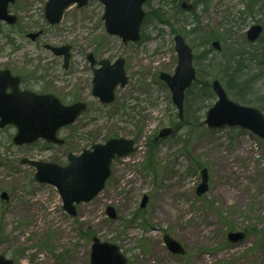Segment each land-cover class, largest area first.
I'll return each instance as SVG.
<instances>
[{
	"label": "rangeland",
	"instance_id": "374dc122",
	"mask_svg": "<svg viewBox=\"0 0 264 264\" xmlns=\"http://www.w3.org/2000/svg\"><path fill=\"white\" fill-rule=\"evenodd\" d=\"M254 1L150 0L144 7L150 17L142 27L141 42L126 45L105 32L100 1L81 9L70 7L62 22L52 27L45 20L46 0H17L11 7L18 16L17 26L2 24L0 63L14 62L11 68H26L35 77L50 71L43 85L46 91L66 104L73 101L69 90L80 91L90 109L61 130L60 136L68 142L60 146L39 140L10 149L14 128L0 130V193L5 191L11 198L9 203L0 199V254L15 264H90L92 239L87 234L91 233L121 246L130 264H264V141L241 128L212 129L204 122L205 111L216 101L204 82L214 79L222 81L236 102L264 112V77L255 75V63L246 81L235 83L228 81L222 68L229 58L226 44L258 58L264 53V39L253 48L246 45L248 28L264 24ZM182 2L194 5L198 18L187 10L181 12ZM40 29L44 34L37 41L24 35ZM9 33L16 34L14 44L4 37ZM177 34L192 46L198 71L193 94L185 102L192 125H187L188 119L183 125L177 122L171 91L159 78L161 72L175 73ZM213 36H218L224 50L207 55L211 47L206 41ZM96 40L101 44L98 58H124L129 76L110 106L92 95L94 76L87 57L97 48ZM46 43L74 46L71 73L64 72L63 59L46 49ZM166 125L174 126L176 133L153 143L154 135ZM113 136L134 138L137 151L114 160L105 189L93 201L80 204L74 217L64 210L56 187L37 183L34 169L20 163L29 157L66 164L71 152L80 154ZM151 155L152 162L160 164L157 178L145 169ZM200 164L210 168V191L202 197L196 189ZM145 195H149L148 207L141 210ZM107 205L116 208L117 220L106 215ZM133 216L139 219L130 222ZM232 225L248 229L241 242L226 240ZM164 235L183 243L185 257L168 252Z\"/></svg>",
	"mask_w": 264,
	"mask_h": 264
},
{
	"label": "water",
	"instance_id": "95a60500",
	"mask_svg": "<svg viewBox=\"0 0 264 264\" xmlns=\"http://www.w3.org/2000/svg\"><path fill=\"white\" fill-rule=\"evenodd\" d=\"M14 0H0V23L6 19L9 23H14L16 17L7 14L8 3ZM105 6V13L102 19L106 25V31L112 35L121 36L123 42L138 41L140 39V27L146 13L142 5L147 0H100ZM78 2L79 7L85 6L89 0H49L46 6V16L51 24L59 23L63 12L69 5ZM261 25L254 26L248 31L251 41H256L262 32ZM32 40L40 36V32L29 34ZM176 50L179 53V65L175 76L166 73L161 78L171 87L174 94V103L178 105L180 113H183L184 91L195 79L196 71L193 69L192 50L186 45L181 36H176ZM216 49H220L218 41L213 43ZM55 55L65 56V67L71 57V45L62 47H51ZM92 58V56L90 57ZM103 65L95 72L93 94L99 97L105 103H112L115 100L114 90L117 84L125 86L128 78L124 70V60H117L114 65L108 60L101 61ZM1 75V74H0ZM5 81L0 80V92L6 87ZM214 89L219 95V103L209 110L207 124L211 126L241 125L253 130L264 138V115L256 108L240 106L226 98L219 81L214 83ZM25 98L17 99L19 95L15 94L8 99L5 105L6 97L0 96V126L8 123L18 126V134L14 139L15 143L24 144L45 138L48 142L64 143L62 139L57 138V130L71 122L84 112L86 104L80 102L73 105L64 106L59 99L53 95L40 96L33 93L22 94ZM171 129L164 130L161 136H166ZM134 141L122 138H113L107 143L95 144L92 151L84 150L82 155L71 154L69 156L68 166H59L55 163H45L42 161H27L36 166V178L40 182H45L57 186L60 195L63 197L66 210L75 215L76 207L74 203L88 202L94 199L98 193L104 189L105 181L111 176V164L116 155L125 156L135 151ZM200 195L208 190V178L206 171H203V182L198 188ZM6 198V194H2ZM147 203V197H144L142 206ZM109 214L116 218L114 209L109 207ZM244 237L243 233H229L230 241L236 242ZM169 247L174 252L182 253L180 244L171 240L168 241ZM92 264H126L127 260L120 252V247L109 242L104 243L98 237L94 239L91 253ZM0 264H13L12 260L6 259L0 255Z\"/></svg>",
	"mask_w": 264,
	"mask_h": 264
},
{
	"label": "flooded vegetation",
	"instance_id": "af4514ba",
	"mask_svg": "<svg viewBox=\"0 0 264 264\" xmlns=\"http://www.w3.org/2000/svg\"><path fill=\"white\" fill-rule=\"evenodd\" d=\"M2 61V58H0V62ZM14 62L13 63H10L8 64L7 61H4L3 63H0V69L3 70V69H10L11 72H12V75H17L19 76V78L21 79V84H20V87L21 89H30V90H34L33 88V81L35 80V78H32L31 80L29 79V77L27 76V73L26 71H22V70H19L18 68H11L13 66ZM7 92H10L11 89L10 88H7L6 89ZM68 95H69V98L71 99H82L81 98V94H77L75 92H73L72 90H70L68 92Z\"/></svg>",
	"mask_w": 264,
	"mask_h": 264
},
{
	"label": "trees",
	"instance_id": "16d2710c",
	"mask_svg": "<svg viewBox=\"0 0 264 264\" xmlns=\"http://www.w3.org/2000/svg\"><path fill=\"white\" fill-rule=\"evenodd\" d=\"M261 9L263 10V9H264V6H261ZM157 15H158V14H157ZM237 57H238V58L240 57V58L244 59V58H243L244 55H242V54H238Z\"/></svg>",
	"mask_w": 264,
	"mask_h": 264
}]
</instances>
